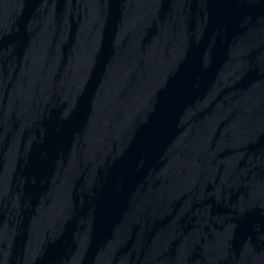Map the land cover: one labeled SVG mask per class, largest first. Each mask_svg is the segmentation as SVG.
Returning <instances> with one entry per match:
<instances>
[{"label": "water", "instance_id": "1", "mask_svg": "<svg viewBox=\"0 0 264 264\" xmlns=\"http://www.w3.org/2000/svg\"><path fill=\"white\" fill-rule=\"evenodd\" d=\"M0 264H264V0H0Z\"/></svg>", "mask_w": 264, "mask_h": 264}]
</instances>
